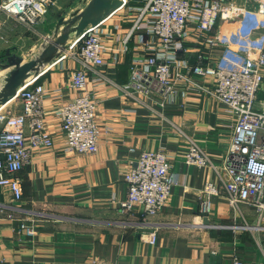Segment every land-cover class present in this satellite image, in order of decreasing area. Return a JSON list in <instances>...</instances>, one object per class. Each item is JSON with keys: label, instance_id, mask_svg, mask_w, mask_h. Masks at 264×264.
<instances>
[{"label": "crops", "instance_id": "crops-1", "mask_svg": "<svg viewBox=\"0 0 264 264\" xmlns=\"http://www.w3.org/2000/svg\"><path fill=\"white\" fill-rule=\"evenodd\" d=\"M231 6L249 13L230 21L219 20L211 34L186 40L180 59L194 63L201 55L211 66L220 60L236 67L244 65L249 58L241 49L261 42L264 19L254 14L253 3L232 0ZM77 7L79 2L74 0H59L48 7L37 27L48 34L59 17ZM125 14L124 7L99 26L105 34L104 65L87 71L83 94L96 104V154L67 151L60 129L61 107L78 95L70 78L81 67L71 55L78 51L79 42L69 41L67 49L30 84L44 89L42 119L52 146L32 151L28 164L16 174L22 191L19 201L13 200L8 187H0V264H233L236 259L244 264H264V230L258 228L262 223L249 202L232 208L221 189L211 198L213 211L206 217L208 225H203L204 216L199 213L200 190L206 182L218 184L222 175L234 125L232 114L186 83L178 85L173 105L159 104L161 97L154 82H150L147 98L133 88L123 91L131 81L130 63L145 54L144 46L135 39L128 42L125 54L117 51L130 26L122 18ZM14 22L18 24L0 12V56L10 48L24 59L8 45L25 39L22 28L26 26L12 28ZM208 36L216 40L214 47L204 46ZM190 79L205 84L193 76ZM20 109L15 98L0 108V114ZM2 129L0 122V132ZM190 142L205 153L210 168L185 163ZM144 150L164 154L176 182L154 217L144 216L140 206L128 213L119 207L127 194L125 174L135 167ZM22 219H28L33 235L19 231ZM234 224L251 228L218 227ZM153 229L157 231L156 242L149 245L146 235Z\"/></svg>", "mask_w": 264, "mask_h": 264}, {"label": "built area", "instance_id": "built-area-1", "mask_svg": "<svg viewBox=\"0 0 264 264\" xmlns=\"http://www.w3.org/2000/svg\"><path fill=\"white\" fill-rule=\"evenodd\" d=\"M59 0H0V12L12 17L26 27L37 26L45 18L48 7ZM81 1V0H74ZM130 23L121 39L117 51L125 54L127 44L135 39L144 46L141 59L130 63L131 81L123 86L127 92L133 88L141 96L151 95L150 82H154L160 94L161 106L173 105L177 87L188 84L223 104L234 118L232 135L226 153L225 166L219 183L206 182L199 192V213L208 217L213 211L211 198L225 192V199L232 208L249 202L264 230V100H258L260 86L264 84V37L261 42L241 51L249 59L242 67L220 60L216 66L204 63L198 55L194 63L179 58L185 52L183 43L188 39L199 40L211 34L219 20L230 21L249 10L231 6L232 0H120ZM254 4V14L264 19V0H240ZM118 11V10H117ZM116 11V12H117ZM100 26V25H99ZM89 28L79 42L77 52L71 54L81 65L71 73L70 84L78 95L64 104L59 112L60 129L65 137L66 150L78 154L94 155L98 151V129L95 122L96 104L86 91L87 71L104 65L103 32ZM116 31L118 26H115ZM145 38H148L145 41ZM207 48L217 43L208 36L203 41ZM259 44V46H258ZM195 77L205 84L193 83ZM21 87L17 98L21 103L18 113L7 111L0 114L3 129L0 132V187H8L14 201L22 197L20 180L16 177L28 164L32 151L52 146L51 134L42 119L44 89L40 85ZM185 90L187 87L184 88ZM185 163L197 168L211 167L205 153L190 142ZM127 194L119 202L120 210L128 213L140 206L143 215L156 216L165 205L172 186L176 184L170 173V163L160 152L144 150L134 168L125 174ZM28 219H22L19 231L33 235ZM219 228L242 230L247 225L218 226ZM156 229L146 235V243L154 245ZM88 264H113L91 261ZM233 264H244L234 260Z\"/></svg>", "mask_w": 264, "mask_h": 264}, {"label": "water", "instance_id": "water-1", "mask_svg": "<svg viewBox=\"0 0 264 264\" xmlns=\"http://www.w3.org/2000/svg\"><path fill=\"white\" fill-rule=\"evenodd\" d=\"M122 7L120 0H81L79 7L62 15L40 51L29 61L6 49L0 56V108L15 99L18 90L32 82L42 70L66 49L68 42L78 40L89 28H96ZM203 225H208L206 217Z\"/></svg>", "mask_w": 264, "mask_h": 264}, {"label": "rangeland", "instance_id": "rangeland-1", "mask_svg": "<svg viewBox=\"0 0 264 264\" xmlns=\"http://www.w3.org/2000/svg\"><path fill=\"white\" fill-rule=\"evenodd\" d=\"M78 3V1H76ZM19 24V23H18ZM14 22V25L12 28H17L19 25ZM24 31L25 37L24 41L16 42L15 40H12L9 42L8 45H10L13 51L16 50V54L21 55L24 57L26 61L31 60L35 54H37L42 44L45 42L46 38L51 35V31H48V34L42 33L43 30L40 27L34 26V27H26L22 28ZM16 34L14 35V37ZM2 54V53H1ZM23 59V58H22ZM23 59V60H24ZM264 100V84L260 86L259 93H258V100L256 101L255 105L259 106V102Z\"/></svg>", "mask_w": 264, "mask_h": 264}, {"label": "bare ground", "instance_id": "bare-ground-1", "mask_svg": "<svg viewBox=\"0 0 264 264\" xmlns=\"http://www.w3.org/2000/svg\"><path fill=\"white\" fill-rule=\"evenodd\" d=\"M0 75H1V73H0Z\"/></svg>", "mask_w": 264, "mask_h": 264}]
</instances>
